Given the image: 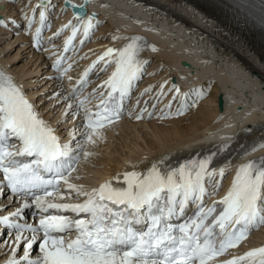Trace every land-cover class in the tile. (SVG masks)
Masks as SVG:
<instances>
[{
  "label": "snow or ice",
  "instance_id": "6c2138e0",
  "mask_svg": "<svg viewBox=\"0 0 264 264\" xmlns=\"http://www.w3.org/2000/svg\"><path fill=\"white\" fill-rule=\"evenodd\" d=\"M66 2L70 3V0ZM37 7H46L45 0ZM72 7L83 9V5ZM75 16L78 21L82 19L79 12ZM45 19V11H40L41 24ZM92 19L88 17L84 22L85 37L93 27ZM4 23L0 19V25ZM31 23L29 19V25ZM69 26L72 36L66 41V51L79 30L72 22L65 28ZM39 34L38 28L36 36ZM139 39L132 38V42L121 49L107 48L93 64L95 66L115 53L116 70L106 81L111 88L109 100H101L102 111L95 113V120L92 114L87 115V127L92 129V134H98L96 129L103 127L104 121L111 122L119 115L118 106H108L113 99L112 93L125 96L142 71V62L138 59ZM111 62L107 60L105 65ZM84 75H88V70ZM175 91L180 93L178 87ZM92 134L88 136L89 141H92ZM12 137L20 141V147L15 151L9 150L8 141ZM73 151L69 144L59 142L54 130L37 117L33 106L11 79L0 73V172H3L8 187L14 193L43 189L44 195L34 199L42 213L56 209L77 215L86 213L89 217L70 219L63 215H45L39 220L38 227L13 224L18 234L13 256L7 264H21V261L26 264H209L227 249L236 247L250 229L264 225V158L258 163L241 165L227 194L206 208L203 199L207 191L205 181L216 184L214 173L208 167L210 159L181 165L167 173L154 164L146 175L125 172L126 187H113L106 182L84 192L70 184L66 175L75 170L78 157ZM18 156L34 159L25 163L17 160ZM44 173H52V178L45 179ZM220 176H224L223 169ZM59 180H63L77 196H85V201L69 204L49 200V197L63 199L57 187ZM49 186L56 190L55 197L47 190ZM193 199L200 202L194 218L178 227L169 223L174 215L183 216ZM27 207L30 205L25 203L24 208ZM11 215L20 216L21 209ZM9 222L8 216L0 217V224ZM142 224H146V230L135 227ZM25 229L32 233L30 237L22 236ZM72 230L77 232L74 239L66 240L60 235ZM37 243L42 255L30 259L31 250ZM21 246L23 256L17 259L16 252ZM243 261L264 264V247L252 249L223 264H241Z\"/></svg>",
  "mask_w": 264,
  "mask_h": 264
},
{
  "label": "bare ground",
  "instance_id": "6f19581e",
  "mask_svg": "<svg viewBox=\"0 0 264 264\" xmlns=\"http://www.w3.org/2000/svg\"><path fill=\"white\" fill-rule=\"evenodd\" d=\"M13 1L15 0H0V19L2 16L5 22L3 25H0V32L1 34L2 31L9 32L11 37L15 39L14 43L24 40V44L27 43L28 45L30 37L35 32L36 24L40 21V11L42 10L37 9L31 0H25L26 6L24 8L26 10L22 11L23 9L17 8L15 12L7 11V7L15 3ZM127 2H130L128 7H126ZM7 3L9 6H7ZM72 5H83V9L72 7ZM43 8L45 20L48 21V28H51L47 36H50L53 32L56 34V31L60 30V34L62 35L61 41H67L72 35V30L71 26L65 28V25H69V22L77 25L79 30L76 36L79 37V40L74 43L75 48L78 47L82 38H85L84 22L88 17H93L92 24H97L98 27L101 25V19H107L108 24L106 25V29L109 30V34H107L109 36L107 37L106 35L104 38H100V42L96 44L97 35L99 30L102 29L100 28L91 39L92 42L90 43L92 44L82 50L79 49L78 58L81 57V62L84 64L85 69H88L89 66L97 61L98 57L107 48L119 49L131 43L132 38L139 37L138 44L141 48L139 60L142 64L151 59L150 71L151 68L157 65H153L152 67L155 55H157L155 59L156 61L159 60L158 63L162 66V68L158 66L159 75L152 78L159 85L157 92L164 90L163 93L168 95L166 103L159 108L161 110L167 109L168 102L173 97L178 102L180 101L182 107L192 102L197 103V108L191 109L187 117L178 119L165 117L164 125L152 130L151 139L147 140L145 135L142 134L141 137L144 139L141 140L142 144L144 143L143 146L139 143L126 145L124 141L126 149L125 147L124 149L121 148L122 150L117 149L116 152L110 150V142H107L105 148L107 151H111L110 157H106L107 159L103 157L97 158L95 155L90 154L92 144L106 142L108 136L128 131L129 126L139 125V123L125 120L109 129L97 132L98 134L89 133L92 134V141H89L88 134L86 140L80 142L82 134L80 120L84 117L91 104L86 102V104L77 105L76 101H68L67 99V102H65L66 87L63 92L64 95H62L63 84H60V86H55L53 90L58 92L57 96L60 97V102H64L67 110L64 116L58 117L59 121L55 118L49 119V116H54V114L49 112L47 107L48 110L46 111L43 107L44 110L38 106L41 103L38 96L30 88H26V83L24 84L23 79L26 74H20V70L18 71V75L14 71H9L10 68L6 64L7 61L5 62L1 55V51L3 53L4 49H0V73L9 77L15 86L20 88L23 95L33 106L36 115L41 117L52 128L55 127L57 129L56 125H58L62 129L69 127L72 129L70 134L66 135L64 141H71L74 138L78 140V145L83 148L78 172L80 169L83 170L87 180L83 178L81 181L92 182L95 179L103 180L109 172L144 170L149 168L150 164L157 161L177 162L182 158L201 157L214 149L230 146L228 144L210 143L217 135L224 132H231L233 134L228 140L240 139L243 133L252 132V135L246 136L240 142L245 144L261 142L262 138L256 140L259 135L253 131L261 125L264 126V114L262 112L254 114V117L253 115H244L243 118L242 115L235 112V109L241 106L246 109L249 108L252 111L258 109L257 112L259 113V107H262L264 104V60H261L258 56L255 46L230 29L235 26L234 21L229 19L223 20L218 17L217 13H214L217 9L215 6L205 9L198 4L190 5L184 0H137V2L132 0H87V2L86 0H70V3H67L66 0H52L50 5ZM77 12H84V17H82L79 24L74 19V14ZM124 13L129 14L125 15ZM141 17L143 22L136 24L135 21ZM29 19L32 21L31 25H29ZM234 19L238 22L240 21V18L237 16ZM259 37L264 41V37ZM11 44L13 43L7 42L4 48L11 47ZM94 44L95 46H92ZM47 49L45 48L43 51L46 52ZM34 54L32 51V55ZM36 55L40 60L43 52ZM107 60L112 61L113 56L111 58L106 57L105 61ZM105 61L96 63V69L105 65ZM183 61L188 63L190 67L183 65L181 63ZM45 63L50 64L46 60L44 63L42 61L39 62L38 66H43ZM111 63H108L107 66ZM153 70L158 72V69L153 68ZM56 73L58 74V72ZM192 85L198 87L195 89L189 88ZM176 87L180 89L179 94L175 91ZM246 88L249 89V92L245 96L244 90ZM70 111H72V116L67 117V113ZM47 112H49L48 116H42L43 113ZM57 116L60 115H55L54 117ZM217 116L218 118L214 120ZM182 120H185V122L181 127L180 123ZM61 121L65 124L71 122V124L68 127H64L61 125ZM141 126L143 127V125ZM207 128L211 129L214 135L211 134L207 138L210 141L201 142L207 140L204 138L210 132V130L205 132ZM238 133H241V135L237 137ZM87 144L90 146H87ZM167 144H169V147L165 148L164 145ZM84 153H88V155L85 156ZM261 158H264V147L260 150L253 148L248 153L237 158L225 160L211 158L213 161H211L210 165L219 167L216 170H212L213 173H218L219 176L213 188H216V185L219 183L220 169L229 172V175L225 179V184L227 185V182L236 175L241 165L249 162L258 163ZM135 160L138 161L133 162ZM128 161L131 163H128ZM75 183L78 182L75 181ZM1 196L3 197V195ZM13 204V202H10V198H6L0 207V215L3 214L8 206L6 210L12 209L13 206L10 205ZM260 235L259 241L250 243V245L256 242L264 243V226H262ZM246 244L248 243L246 242ZM0 245V248H3V243ZM5 250L6 247L3 248L0 261L7 252Z\"/></svg>",
  "mask_w": 264,
  "mask_h": 264
},
{
  "label": "rangeland",
  "instance_id": "374dc122",
  "mask_svg": "<svg viewBox=\"0 0 264 264\" xmlns=\"http://www.w3.org/2000/svg\"><path fill=\"white\" fill-rule=\"evenodd\" d=\"M13 2H15V3H13L10 6L7 3V6H9V7H7V11L15 12V11H17V8L18 9H23L22 11H24V9H25L24 7L26 6L25 0H15ZM103 19L104 20L101 19V25H100V27H98V26L95 27L94 26L92 28V30L90 31V33H89V34H91L92 37H94L95 36V33L97 32V30L100 29V28H102L101 30H99V33L97 35L98 37H97V40H96L97 41L96 44L100 42V38H104L107 34H109V30L106 29V25L108 24V21L105 18H103ZM108 36L109 35H107V37ZM87 38H88V36H87ZM0 39H3V40L0 41V46H1L0 49H2V48L4 49V52L3 53L1 51V55L3 56V59L5 60V62L7 61L6 64H7L8 68H10L9 71H14V72L17 73V75L19 73L22 74V75L26 74V75H24L25 77L23 79L24 84L26 83L25 84L26 85V88H28V89L30 88V90L33 91L36 96H38L39 100L41 101V103H39L38 106L41 109H43V108L46 109V111L49 109V112H52L54 114V116L55 115H60V116L54 117L55 119H58V121H59V118L58 117L64 116L65 113H66V110H67L66 105L64 104V102L63 103L60 102V97L57 96L58 95V92H56V91L53 90L55 86H60V82H55V84H53V86H51L48 90H46V87H44V85H42V83H44V80H45V75L42 73L44 70L42 72H40L39 71L40 69L37 68L38 67V64H39V62H40L41 59L39 60L37 58L36 53L34 55H32V53L31 52H28V50L25 47H22L19 51L14 50V48H12V47H14V45L16 44V43H14L15 39L12 38L11 37V34L9 32H7V31H2V34L0 32ZM5 41L10 42V43L12 42L13 44H11V47L8 46V48H4L5 45L7 44V42H5ZM19 42H23L22 44H24L25 41L24 40H20ZM90 42L91 41L88 38L87 41L85 42V47H88L90 44H92ZM92 46H95V44L92 45ZM155 56L157 57V55H155ZM155 58H154L152 67H153V65H156L157 64L153 68H155L156 70L158 69V72L157 73H154L153 75H151L149 77H147L149 80L152 81L149 84H152V83H154L156 81V80H153L152 78H154L156 75H159V67L162 68V66L158 63L159 60L156 61ZM10 60H11V62H10ZM11 67H13L15 69H13V68L11 69ZM153 68H151V70ZM18 71H19V73H18ZM40 73H42V74H40ZM161 74H162V72H161ZM147 78H144L143 83H145L148 80ZM56 81H57V79H56ZM50 90H52V91L49 92ZM45 91H48V92L45 93ZM49 112H47L46 114H48ZM68 116H72V112L71 111L67 113V117ZM216 118H218V116L215 117L214 120H216ZM214 120H213V122H214ZM184 122H185V120H182V122L180 123L181 124V127L184 125ZM149 123H151V122H149ZM62 124H63L64 127H68L69 124H71V122H69L67 124H65V123L62 122ZM65 125H68V126H65ZM137 125L138 124L132 125V127L129 126L128 127V131L129 132L128 131H125V132H122V133H119V134L117 133L116 135L115 134H112V135L108 136V138L106 139V142H98L95 145L91 143L92 145H91V148H90V150H91L90 154L91 155H95L97 158L98 157H103V158L107 159L108 157H110L111 151H116L117 152V149L118 150H120L121 148L124 149V147L126 149V146L124 144V141H125L126 145H132L134 143H137V144L139 143V144H141L143 146L144 143L142 144V141L141 140H144V139L141 137V135L142 134L145 135V138L147 140L148 139H151L150 136L152 135V130L154 128H157L158 129L159 126L162 125V124H160V123L158 124L157 123V126L156 127L154 126V124L151 125V124L139 123L140 126H137ZM141 125H143V127ZM135 126H136V128H135ZM139 132H140V134H139ZM125 134H127V135H125ZM131 134H133V135H131ZM118 135H120V136H118ZM113 136H118V137L116 139H114V141L111 143L110 140H111V137L113 138ZM135 137H137L136 139H138V138L139 139L136 140ZM124 138H126V140H124ZM133 140H134V142H133ZM136 141H138V142H136ZM107 142H110L109 148H110L111 151L110 150L107 151L106 148H105ZM168 145L169 144L164 145L165 148L166 147H169ZM87 146H90V145L87 144ZM94 147H97L98 150H100V151H96V153L98 155L100 154L99 156H97L95 154V150H97V148H94Z\"/></svg>",
  "mask_w": 264,
  "mask_h": 264
},
{
  "label": "water",
  "instance_id": "95a60500",
  "mask_svg": "<svg viewBox=\"0 0 264 264\" xmlns=\"http://www.w3.org/2000/svg\"><path fill=\"white\" fill-rule=\"evenodd\" d=\"M34 1L41 4V0H34ZM50 3H51V0H45V5L50 4Z\"/></svg>",
  "mask_w": 264,
  "mask_h": 264
}]
</instances>
